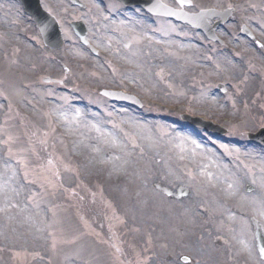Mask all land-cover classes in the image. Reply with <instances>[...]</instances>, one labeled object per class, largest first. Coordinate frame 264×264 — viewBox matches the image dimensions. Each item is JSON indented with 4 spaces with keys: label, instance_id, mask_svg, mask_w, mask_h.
I'll return each mask as SVG.
<instances>
[{
    "label": "rangeland",
    "instance_id": "374dc122",
    "mask_svg": "<svg viewBox=\"0 0 264 264\" xmlns=\"http://www.w3.org/2000/svg\"><path fill=\"white\" fill-rule=\"evenodd\" d=\"M80 1L41 0L65 41L53 50L19 0H0V264H264L250 222L264 232V145L246 137L264 126V0H190L186 12L230 10L222 44L115 0Z\"/></svg>",
    "mask_w": 264,
    "mask_h": 264
},
{
    "label": "water",
    "instance_id": "95a60500",
    "mask_svg": "<svg viewBox=\"0 0 264 264\" xmlns=\"http://www.w3.org/2000/svg\"><path fill=\"white\" fill-rule=\"evenodd\" d=\"M21 1L24 4L25 10L33 16L43 36L44 42L47 45H50L55 48L60 47L62 43V39H61L60 31L58 29V25L53 17H51L49 14H47L42 10L39 4V0H21ZM72 1L75 4H79L77 0H72ZM121 1L126 5H129L130 3L140 5L153 14L165 15L171 18H175L182 22H187L193 27H197L200 30H204L208 38L216 40V37L213 34V29L209 27L205 22L207 16L214 17V15L212 14L205 12L197 15H187L181 12L174 11L171 8L164 6L158 0H133L131 2L129 0H121ZM177 1L181 6L189 4L186 0H177ZM226 18H227V14H223L221 21L218 22L217 25L222 23ZM71 27L73 28L75 34L80 38L81 42L83 44H87L85 37L86 28L84 24L82 22H74L71 24ZM104 94H106L107 96L111 97L114 100L118 99V97H115L118 94L114 92H105ZM119 100L130 101L131 99L125 97V99H119ZM194 122L198 123V120H194ZM200 125H202L206 130H214V131L217 130V133L220 134L224 133V131L220 129V127L213 125L210 122H203V123L201 122ZM248 138L252 142L264 143V129H261L256 134H248ZM253 223H254V234L257 241V248L261 258L264 259V234L261 228L259 227L258 223H256L255 221H253ZM181 259L184 260L185 262L190 261L187 257H182Z\"/></svg>",
    "mask_w": 264,
    "mask_h": 264
},
{
    "label": "bare ground",
    "instance_id": "6f19581e",
    "mask_svg": "<svg viewBox=\"0 0 264 264\" xmlns=\"http://www.w3.org/2000/svg\"><path fill=\"white\" fill-rule=\"evenodd\" d=\"M3 26V25H2Z\"/></svg>",
    "mask_w": 264,
    "mask_h": 264
}]
</instances>
